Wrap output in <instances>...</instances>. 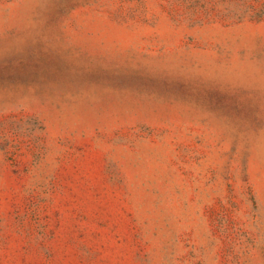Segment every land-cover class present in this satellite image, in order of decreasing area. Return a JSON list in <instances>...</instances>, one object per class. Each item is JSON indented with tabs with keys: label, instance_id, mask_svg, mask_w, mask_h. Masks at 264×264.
<instances>
[{
	"label": "rangeland",
	"instance_id": "obj_1",
	"mask_svg": "<svg viewBox=\"0 0 264 264\" xmlns=\"http://www.w3.org/2000/svg\"><path fill=\"white\" fill-rule=\"evenodd\" d=\"M0 264H264V0H0Z\"/></svg>",
	"mask_w": 264,
	"mask_h": 264
}]
</instances>
